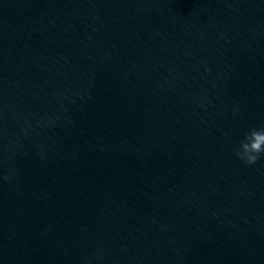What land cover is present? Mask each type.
I'll list each match as a JSON object with an SVG mask.
<instances>
[{
	"label": "clouds",
	"instance_id": "clouds-1",
	"mask_svg": "<svg viewBox=\"0 0 264 264\" xmlns=\"http://www.w3.org/2000/svg\"><path fill=\"white\" fill-rule=\"evenodd\" d=\"M233 152L236 159L245 166H254L259 161L264 160V126L254 127L247 131L233 149ZM13 176L14 169H9V172L0 177V179L11 181ZM100 258V256H95V259ZM93 259V256H85L82 259V264H93Z\"/></svg>",
	"mask_w": 264,
	"mask_h": 264
}]
</instances>
